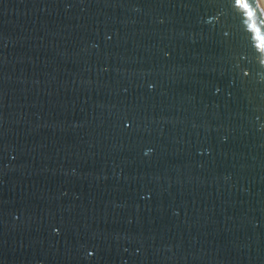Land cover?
Instances as JSON below:
<instances>
[{
    "label": "water",
    "instance_id": "95a60500",
    "mask_svg": "<svg viewBox=\"0 0 264 264\" xmlns=\"http://www.w3.org/2000/svg\"><path fill=\"white\" fill-rule=\"evenodd\" d=\"M0 264H264L259 0H0Z\"/></svg>",
    "mask_w": 264,
    "mask_h": 264
},
{
    "label": "bare ground",
    "instance_id": "6f19581e",
    "mask_svg": "<svg viewBox=\"0 0 264 264\" xmlns=\"http://www.w3.org/2000/svg\"><path fill=\"white\" fill-rule=\"evenodd\" d=\"M259 2H260L261 7H262V9H263V11H264V0H259Z\"/></svg>",
    "mask_w": 264,
    "mask_h": 264
},
{
    "label": "snow or ice",
    "instance_id": "6c2138e0",
    "mask_svg": "<svg viewBox=\"0 0 264 264\" xmlns=\"http://www.w3.org/2000/svg\"><path fill=\"white\" fill-rule=\"evenodd\" d=\"M238 3L242 2V0H237ZM245 7H247V5H244Z\"/></svg>",
    "mask_w": 264,
    "mask_h": 264
}]
</instances>
